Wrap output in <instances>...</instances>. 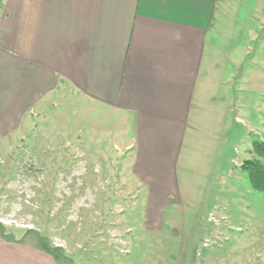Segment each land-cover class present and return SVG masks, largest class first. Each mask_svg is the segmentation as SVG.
I'll return each instance as SVG.
<instances>
[{
	"label": "crops",
	"instance_id": "crops-1",
	"mask_svg": "<svg viewBox=\"0 0 264 264\" xmlns=\"http://www.w3.org/2000/svg\"><path fill=\"white\" fill-rule=\"evenodd\" d=\"M249 85L264 91V0H0V151L57 100L87 104L96 134L110 121L120 139L118 178L148 192L147 229L185 209L180 184L207 183L235 126L254 132ZM7 226L0 217V264H58Z\"/></svg>",
	"mask_w": 264,
	"mask_h": 264
},
{
	"label": "rangeland",
	"instance_id": "rangeland-1",
	"mask_svg": "<svg viewBox=\"0 0 264 264\" xmlns=\"http://www.w3.org/2000/svg\"><path fill=\"white\" fill-rule=\"evenodd\" d=\"M245 98L254 132L233 124L207 183L194 175L181 183L190 203L184 210L170 205L152 230L145 226L146 188L127 171V180L118 178L127 160L118 155L110 121L96 134L95 118L85 120L87 104L57 100L59 113L36 117L37 126L11 136L0 151V217L8 234L40 245L58 264H264V192L252 189L241 168L252 143L264 141V91L249 85ZM255 101L263 104L262 118ZM215 212L229 222H215L209 215Z\"/></svg>",
	"mask_w": 264,
	"mask_h": 264
},
{
	"label": "trees",
	"instance_id": "trees-1",
	"mask_svg": "<svg viewBox=\"0 0 264 264\" xmlns=\"http://www.w3.org/2000/svg\"><path fill=\"white\" fill-rule=\"evenodd\" d=\"M250 155L241 168L247 172L252 189L264 192V141H254Z\"/></svg>",
	"mask_w": 264,
	"mask_h": 264
}]
</instances>
